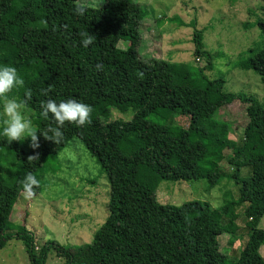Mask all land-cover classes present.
Segmentation results:
<instances>
[{"label":"trees","instance_id":"trees-1","mask_svg":"<svg viewBox=\"0 0 264 264\" xmlns=\"http://www.w3.org/2000/svg\"><path fill=\"white\" fill-rule=\"evenodd\" d=\"M76 1L0 0V67H15L24 80L9 99L24 100L31 90L27 109L40 132L57 127L51 114L47 119L41 114V103L48 99H76L93 109L91 123L78 127L65 122L58 144L37 132L36 149L30 147V137L10 141L0 126V249L9 239L18 240L29 264H44L50 250L62 264H225L218 237L232 236L235 209L244 205L248 236L230 264H264L258 253L264 243V230L258 227L264 218V106L252 97L223 92L222 79L204 75L211 69L210 58L202 30H196L193 21V56H205L201 67L155 58L142 61L137 54L139 31L145 19H154L149 5L102 0L97 7L80 5L86 13L79 16ZM259 1L264 8V0ZM250 26L257 28L263 48L237 65L254 71L264 90V17L242 24ZM88 31L95 38L85 47L80 33ZM120 40L127 41L124 50L116 46ZM235 101L245 104L246 116L237 140L227 138L229 126L215 118L221 107ZM111 108L129 111L131 118L109 120ZM174 114L188 117L186 129L166 123ZM154 116L162 123L148 120ZM73 138L107 179L105 218L89 243L60 245L50 240L36 249L24 225L7 231L9 215L23 193L25 175L32 172L38 179L43 162ZM37 153L38 159L28 160ZM222 163L229 167L227 172ZM139 166L161 181L202 179L213 187L231 180L237 185V200L218 208L200 201L160 204L154 190L138 179ZM242 168L249 170L247 177L240 176ZM34 191L38 194L41 187Z\"/></svg>","mask_w":264,"mask_h":264},{"label":"rangeland","instance_id":"rangeland-1","mask_svg":"<svg viewBox=\"0 0 264 264\" xmlns=\"http://www.w3.org/2000/svg\"><path fill=\"white\" fill-rule=\"evenodd\" d=\"M101 1L77 0L76 4L97 7ZM136 2L149 5L154 11V19H145V22L148 20L155 27L153 34L147 39L146 33L139 31L140 45L137 54L142 61L155 58L201 67L205 56L198 59L193 56V28L189 24L193 21L194 28L202 30V44L210 58L211 69L205 71L204 75L210 80L222 79L223 92L252 97L259 105L264 106V90L259 76L254 71L240 69L237 65L239 60L263 48L257 28L242 27L245 22L253 23L256 17H264L263 4L259 0ZM116 46L124 50L127 41L120 40ZM0 112H3L2 103ZM24 114L32 120L31 112L27 110ZM130 118L129 111L120 113L114 108L110 110L109 120L125 122ZM215 118L229 126L227 138L237 140L241 137L246 123L245 104L235 101L221 107ZM148 120L156 124L162 123L159 116ZM166 123L174 128L186 129L188 117L174 114ZM25 139L26 137L22 141ZM139 167L138 179L154 190L155 198L160 204L177 206L188 201H200L212 208H218L224 202L237 200V185L231 180L224 179L213 187L202 179L161 181L145 167ZM221 168L225 172L229 170L225 163L221 164ZM182 170L186 171V167ZM239 173L244 178L249 175V170L242 168ZM38 180L41 191L33 198L26 199L23 193L19 194L9 215L7 231L13 232L14 226L24 225L32 232L36 249L50 240L60 245L89 243L105 218L109 187L105 175L94 158L88 155L82 143L73 138L55 156L47 158L43 162ZM243 207L244 205H240L235 209L237 217L232 221L235 226L232 236L222 234L218 237L220 250L226 256L225 264L237 260L247 240L248 230L245 229V219L242 216ZM258 227L264 230V218ZM258 253L264 259V243ZM62 263L63 260L52 250L47 252L44 264ZM0 264H29L18 240L9 239L0 249Z\"/></svg>","mask_w":264,"mask_h":264},{"label":"clouds","instance_id":"clouds-1","mask_svg":"<svg viewBox=\"0 0 264 264\" xmlns=\"http://www.w3.org/2000/svg\"><path fill=\"white\" fill-rule=\"evenodd\" d=\"M75 14L83 16L86 9L77 5L74 9ZM83 46L87 47L94 42V35L88 32L80 33ZM98 70L102 69V65L98 64ZM24 85V80L18 75L17 69L12 66L0 67V103L3 104V112H0L2 119V135L10 141H22L25 137L31 138L30 147L36 149L39 147L37 132L33 126L32 120L27 117L24 112L27 111L28 102L32 99L30 89L26 90L25 99H9L8 94L15 88ZM42 94L47 95L48 90L42 89ZM42 116L47 119L49 114L56 121L57 127L49 126L46 131L40 132L46 140L54 141L56 144L63 139L61 131L65 122L75 124L78 127L91 123L92 107L88 104L78 102L76 99L62 100L57 103L55 100L48 99L41 103ZM51 133V135H49ZM39 154L29 156L28 160L38 159ZM22 191L26 199L33 198L36 193L35 187L40 186V181L32 172H28L21 181Z\"/></svg>","mask_w":264,"mask_h":264},{"label":"crops","instance_id":"crops-1","mask_svg":"<svg viewBox=\"0 0 264 264\" xmlns=\"http://www.w3.org/2000/svg\"><path fill=\"white\" fill-rule=\"evenodd\" d=\"M143 28H144V30H143ZM154 26L151 24V22H149L148 20H146V22H145V20L142 22V26H141V28H140V31L141 32H145L146 33V37H147V39H149V37L151 36V34H153V30H154ZM143 30V31H142ZM142 37H143V35H142ZM143 39V38H142ZM146 40V39H145ZM261 221V220H260ZM259 221V222H260Z\"/></svg>","mask_w":264,"mask_h":264}]
</instances>
